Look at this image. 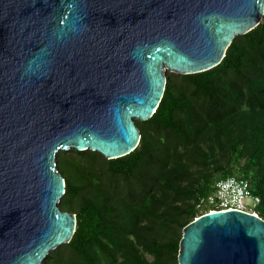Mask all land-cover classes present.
I'll return each mask as SVG.
<instances>
[{
	"label": "water",
	"instance_id": "95a60500",
	"mask_svg": "<svg viewBox=\"0 0 264 264\" xmlns=\"http://www.w3.org/2000/svg\"><path fill=\"white\" fill-rule=\"evenodd\" d=\"M263 17L264 0H0V264H42L71 240L59 150L140 147L135 120L157 109L166 72L217 66ZM178 264H264V220L200 215Z\"/></svg>",
	"mask_w": 264,
	"mask_h": 264
},
{
	"label": "trees",
	"instance_id": "16d2710c",
	"mask_svg": "<svg viewBox=\"0 0 264 264\" xmlns=\"http://www.w3.org/2000/svg\"><path fill=\"white\" fill-rule=\"evenodd\" d=\"M135 123L140 147L122 157L57 152L58 205L76 227L42 264H178L183 228L211 210L203 200L215 182L234 175L249 180L264 220V17L217 66L166 73L157 109Z\"/></svg>",
	"mask_w": 264,
	"mask_h": 264
},
{
	"label": "built area",
	"instance_id": "2783aa9c",
	"mask_svg": "<svg viewBox=\"0 0 264 264\" xmlns=\"http://www.w3.org/2000/svg\"><path fill=\"white\" fill-rule=\"evenodd\" d=\"M213 189L203 200V203L211 207L209 212L241 210L258 215L254 209L260 198L251 191L247 178L237 175L221 178L215 182ZM248 199L250 204L246 203Z\"/></svg>",
	"mask_w": 264,
	"mask_h": 264
},
{
	"label": "rangeland",
	"instance_id": "374dc122",
	"mask_svg": "<svg viewBox=\"0 0 264 264\" xmlns=\"http://www.w3.org/2000/svg\"><path fill=\"white\" fill-rule=\"evenodd\" d=\"M166 73H168V74H177V73L170 72V71H167ZM72 150H74V149H69V150H66L65 152L68 151V153H67L68 156H69V155H74V153L72 152ZM59 151H64V150H59ZM101 155H102V154H101ZM102 156H103V155H102ZM105 158H106V157H105ZM106 159H107V158H106ZM246 203H247V204H250V200H249V199L246 200ZM57 247H58V246H57ZM54 249H55V248H54ZM52 250H53V249H52ZM52 250H51V251H52ZM51 251H50V252H51ZM50 252H49V253H50ZM49 253H48V254H49Z\"/></svg>",
	"mask_w": 264,
	"mask_h": 264
}]
</instances>
